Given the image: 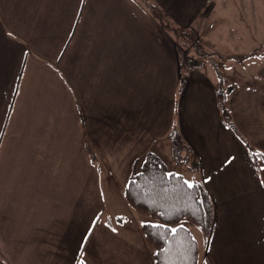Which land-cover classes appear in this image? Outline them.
Returning <instances> with one entry per match:
<instances>
[{
    "label": "crops",
    "instance_id": "1",
    "mask_svg": "<svg viewBox=\"0 0 264 264\" xmlns=\"http://www.w3.org/2000/svg\"><path fill=\"white\" fill-rule=\"evenodd\" d=\"M149 1L0 0V264H155L124 196L149 153L212 197L200 264H264V0Z\"/></svg>",
    "mask_w": 264,
    "mask_h": 264
},
{
    "label": "trees",
    "instance_id": "2",
    "mask_svg": "<svg viewBox=\"0 0 264 264\" xmlns=\"http://www.w3.org/2000/svg\"><path fill=\"white\" fill-rule=\"evenodd\" d=\"M145 2L149 7H155L149 0ZM166 26L169 29V24ZM177 39L184 49L192 45L201 50L188 31L179 30ZM217 96L223 122L235 128L228 96L223 89ZM170 138L175 159L180 164L188 162L192 150L183 139L177 123ZM249 149L254 159L263 155L252 146ZM138 166L124 190V196L134 211L149 219L143 224L142 232L154 263L200 264V247L188 222L201 230L205 242L209 240L215 220V206L210 193L200 182L194 183L196 187L188 188L184 177L169 172L166 163L153 153H149ZM173 228L177 230L175 233L171 232Z\"/></svg>",
    "mask_w": 264,
    "mask_h": 264
},
{
    "label": "rangeland",
    "instance_id": "3",
    "mask_svg": "<svg viewBox=\"0 0 264 264\" xmlns=\"http://www.w3.org/2000/svg\"><path fill=\"white\" fill-rule=\"evenodd\" d=\"M191 34V33H190ZM187 49H189V50H187ZM184 50H186V51H188L189 53H191L190 52V48H185ZM165 158V161H166V164L168 165V171L169 172H173V171H177L175 168H174V163H175V160H174V163H173V156L171 157V158H167L166 156H164ZM179 165V164H178ZM175 166H176V163H175ZM182 166H184V164H182ZM186 175V177H187V181L189 180V181H191V176L189 175V174H185ZM185 180H186V178H185ZM149 220V219H148ZM188 226H189V228L191 229V231H192V233H193V235H194V237L196 238V240L198 241V244L200 245V248H202L203 247V244H204V239H203V235H202V232H201V230L197 227V226H195V225H193V224H191V223H189L188 222Z\"/></svg>",
    "mask_w": 264,
    "mask_h": 264
},
{
    "label": "snow or ice",
    "instance_id": "4",
    "mask_svg": "<svg viewBox=\"0 0 264 264\" xmlns=\"http://www.w3.org/2000/svg\"><path fill=\"white\" fill-rule=\"evenodd\" d=\"M184 183L187 185L188 188H194L196 187V185L192 182H189V181H184ZM154 227H158V226H154ZM177 230L176 229H171V232L172 233H175Z\"/></svg>",
    "mask_w": 264,
    "mask_h": 264
},
{
    "label": "built area",
    "instance_id": "5",
    "mask_svg": "<svg viewBox=\"0 0 264 264\" xmlns=\"http://www.w3.org/2000/svg\"><path fill=\"white\" fill-rule=\"evenodd\" d=\"M186 59H187V64L188 65H195V64H197V61H196V59H193L192 57H189L188 55H186Z\"/></svg>",
    "mask_w": 264,
    "mask_h": 264
}]
</instances>
